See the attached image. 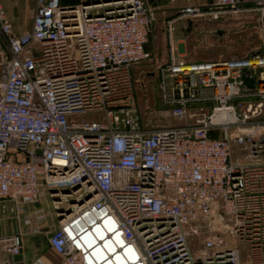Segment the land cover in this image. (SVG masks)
I'll return each instance as SVG.
<instances>
[{"label":"built area","instance_id":"1","mask_svg":"<svg viewBox=\"0 0 264 264\" xmlns=\"http://www.w3.org/2000/svg\"><path fill=\"white\" fill-rule=\"evenodd\" d=\"M85 2L36 0L21 34L0 4V200L20 214L49 197L57 264H264V41L252 57L187 63L172 40L177 22L239 12H257L264 35V0H209L164 22L159 101L190 122L156 127L142 123L133 75L151 56L155 10ZM0 249L19 254L20 235L0 237Z\"/></svg>","mask_w":264,"mask_h":264},{"label":"rangeland","instance_id":"2","mask_svg":"<svg viewBox=\"0 0 264 264\" xmlns=\"http://www.w3.org/2000/svg\"><path fill=\"white\" fill-rule=\"evenodd\" d=\"M79 0H71L75 5ZM156 25L148 37L146 48L152 50L150 57L133 69L136 81V96L142 123L147 127L176 126L190 122L188 117L174 118L160 104L156 88L155 70L156 66L163 62V56L169 48L168 37L162 18L172 15L170 12L163 13L160 8L155 7ZM171 17L165 18L164 22ZM187 30V31H186ZM173 47L175 54L187 63H197L207 60H231L234 58L252 57L258 53L263 46L264 35L261 21L257 12H243L226 15L216 21L207 18L192 19L190 25L177 23L172 31ZM168 45V47H167ZM95 113H84L79 118L91 119ZM231 158L233 161L241 158L238 149H234ZM44 200V199H43ZM41 206L49 212L52 210V202L44 200ZM57 217H55L56 219ZM46 219V218H45ZM58 219V218H57ZM198 232L188 237L190 249L197 250L201 239L205 235L200 224ZM242 254L243 261L246 259V249L237 245ZM243 262V263H244Z\"/></svg>","mask_w":264,"mask_h":264},{"label":"crops","instance_id":"3","mask_svg":"<svg viewBox=\"0 0 264 264\" xmlns=\"http://www.w3.org/2000/svg\"><path fill=\"white\" fill-rule=\"evenodd\" d=\"M82 1L83 0H79L76 4ZM61 2L63 5L72 4L71 0H61ZM146 2L154 10L155 7H158L163 13H172V15H165L162 18L163 24L165 18L173 17L183 7L189 5H201L209 2V0H146ZM0 4L16 33L21 34L31 29L36 8V0H0ZM183 22L188 24V21H181L177 23ZM146 44L145 50L154 55L152 50L150 51L146 48ZM168 55L169 50H167L166 55L163 56V62L167 60ZM43 199L47 203L50 200L48 196H44L40 199L38 204L23 205V212L20 214H17L15 210L10 211L12 207L14 208L11 203L0 200V237L12 236L16 234L20 235L21 250L19 254L21 256V264H57L61 259V256L49 245L47 241L49 234L59 226L58 219H55L56 215L54 213L53 206V212H49L45 209V207L40 205ZM2 205L6 206L4 211L2 210ZM37 208H42L45 211L46 219L43 221L32 219L31 224L26 225L23 221V215H34ZM32 227H35L37 231H32ZM12 256V254L3 252L0 249V262L2 264H7L8 258H11Z\"/></svg>","mask_w":264,"mask_h":264},{"label":"water","instance_id":"4","mask_svg":"<svg viewBox=\"0 0 264 264\" xmlns=\"http://www.w3.org/2000/svg\"><path fill=\"white\" fill-rule=\"evenodd\" d=\"M82 4H86L85 0L82 1ZM188 24L190 25V21H188ZM220 61V60H218ZM243 80L245 82V84H247L248 86L252 85V79L248 78L247 76H243ZM55 189H52V192H54ZM64 193L66 192L63 191ZM56 211H59V208L56 207ZM7 264H21V256L20 254H14L11 258H8L7 260Z\"/></svg>","mask_w":264,"mask_h":264},{"label":"bare ground","instance_id":"5","mask_svg":"<svg viewBox=\"0 0 264 264\" xmlns=\"http://www.w3.org/2000/svg\"><path fill=\"white\" fill-rule=\"evenodd\" d=\"M250 63H254V60H251Z\"/></svg>","mask_w":264,"mask_h":264}]
</instances>
